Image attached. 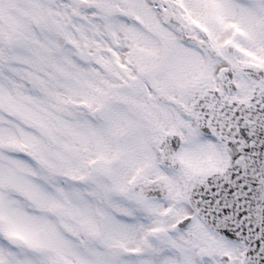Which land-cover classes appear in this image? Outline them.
Segmentation results:
<instances>
[{
  "label": "snow or ice",
  "instance_id": "1",
  "mask_svg": "<svg viewBox=\"0 0 264 264\" xmlns=\"http://www.w3.org/2000/svg\"><path fill=\"white\" fill-rule=\"evenodd\" d=\"M0 264H264V0H0Z\"/></svg>",
  "mask_w": 264,
  "mask_h": 264
}]
</instances>
